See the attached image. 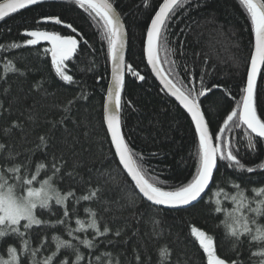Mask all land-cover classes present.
<instances>
[{
	"label": "trees",
	"instance_id": "trees-1",
	"mask_svg": "<svg viewBox=\"0 0 264 264\" xmlns=\"http://www.w3.org/2000/svg\"><path fill=\"white\" fill-rule=\"evenodd\" d=\"M112 2L128 29L126 61L145 77L144 81H140L131 73L126 74L121 112L125 137L134 151L145 157V167L149 169L150 175H158L161 180L167 179L169 185L187 183L198 166V135L194 123L179 104L163 91L145 58L146 28L162 0H148L147 7L144 6L145 0ZM190 4L191 7L185 5L180 9L169 24L167 57L177 62L181 77L186 75L182 70L185 66L194 69L195 73L206 69L205 83L220 85L209 94L211 99L202 104V108L207 110L211 131L218 135L223 120L243 97L250 56L254 51V32L250 18L238 0H190ZM49 15H57L71 22L77 27V33H71L64 25L42 19ZM26 29L71 34L78 39L83 33L89 46L82 44V51L68 62L69 74H73L76 80L74 85H67L56 75L51 64V54L46 52L50 48L48 45L39 44L21 49L9 47L14 42L23 44ZM0 45H3L0 48V76L4 75L2 70L7 60H12L19 68L18 73L7 74V83L0 80V103L3 104L0 109V142L14 144L16 151L26 154L31 149L35 153L32 159L36 163H47L53 153L58 157L63 156L67 161V170L72 169L74 161L78 162L77 171L84 181L90 183L65 180L60 187L66 189L71 186L78 196L87 194L92 185L102 186L103 192L99 201H81L76 205L79 216L72 217L71 227H76V218L87 219L88 213L84 209L92 208L99 210L101 219L107 221L114 231L120 230L122 233L121 237L109 233L113 244L105 241L97 249H85L81 245L82 252L93 261V252L100 256L107 252L118 259L120 264H138L135 259L137 255L146 264H158V252L166 246L172 250L170 264H206L205 254L189 232L191 226H198L215 237L219 255L235 258L233 245L224 236L221 223L224 216L212 210L216 199L215 186H211V192L195 207L165 210L149 206V202L143 201L138 191L133 189V183L126 172L117 163L118 159L113 155L115 149L110 143L103 119L111 80V61L106 55V42L100 40L83 9L75 5L73 0H47L42 5L30 6L0 21ZM165 55L161 48L162 65L168 69ZM257 90L258 113L264 116V70ZM81 93L88 98L77 100L70 120L56 124L65 115V105L80 97ZM17 123L21 127H13L12 135L6 136L3 130ZM248 135L244 127L234 128L230 125L225 130V140L231 139L233 145L239 148L242 163L257 169L253 173L234 172L225 166V162L218 161L217 185L226 191L232 190V182L244 184L251 180L248 186L257 187L262 178L260 173H264V169L257 167L264 164V140L257 144L256 151H252L246 147ZM41 136L48 138L49 147L36 150ZM215 142L219 144V140ZM153 152L159 155L149 157V153ZM101 172L105 173L103 177ZM109 175L115 177V180H109ZM225 179L228 180L227 184L224 183ZM133 200L134 206L131 203ZM225 206L232 207L231 202H225ZM42 218L54 222L57 217L45 214ZM153 219L160 221L156 231ZM161 230L162 234L157 235ZM44 234L71 239L67 232L59 230ZM79 235L85 237L83 233ZM87 238H93L91 230ZM32 239L33 246H37L35 236ZM256 251V247L249 249L245 245L240 258L248 264L249 256ZM0 254H4L3 247H0ZM256 259L255 256L251 257L252 264H255Z\"/></svg>",
	"mask_w": 264,
	"mask_h": 264
},
{
	"label": "snow or ice",
	"instance_id": "snow-or-ice-1",
	"mask_svg": "<svg viewBox=\"0 0 264 264\" xmlns=\"http://www.w3.org/2000/svg\"><path fill=\"white\" fill-rule=\"evenodd\" d=\"M43 2L44 0H3L0 2V21L30 6L42 5ZM238 2L250 18V26L254 32V51L250 56L243 97L223 120V127L219 128L218 135L211 131L207 110L202 108V104L211 99L209 94L220 85L205 83L206 69L195 73L194 69L185 66L182 70L186 75L181 77V69L177 62L167 57L169 24L185 5L191 7L190 0H162L150 20V26L146 28L147 62L159 78L163 89L186 110L198 135V166L193 177L187 183L169 185L167 179L161 180L158 175H150L149 169L145 167V157L134 151L122 130L120 109L126 87V73H131L140 81L145 80V77L131 64L126 63L128 29L125 22L112 0H73V3L86 13V18L98 32L100 40L107 45L106 55L111 59V83L107 89L109 107L103 119L106 122V132L110 134V143L115 148L113 155L118 157L117 163L123 166V171H126L127 176L134 182L133 189L138 190L140 198L149 202V206L186 209L188 206L195 207V204L202 199V194H207L206 190L211 192L210 185L217 188L212 210L224 216L221 221L224 236L231 241L235 258L219 255L215 237L198 226H191L190 236L205 254L206 264H245V260L240 258L245 245L249 249L252 247L257 249L249 256L248 264H252V256L257 258L255 264H264V173H260L262 178L258 181L257 187L248 186L252 183L251 180L244 184L232 182L231 191H226L224 187L217 185L220 167L218 161L225 162V166L233 169L234 172L257 171L256 168L246 167L242 163L240 150L233 145L231 139L225 140V130L230 125L248 130L246 147L252 151H256L257 144L264 140V116L258 113L257 90L258 77L264 70V0H238ZM144 6H148V0H145ZM42 19L54 22L56 25H64L73 34L78 31L77 27L71 22L64 21L60 16L49 15ZM23 35L26 38L23 44L14 42L9 47L21 49L39 45L41 41H48L51 47L46 49V52L51 54V64L55 68L56 75L67 85L76 83L74 75L69 74L68 62L82 51L80 47L82 44L89 46L88 40L83 38V33L80 34V39L76 35H62L55 31L38 29H26ZM0 48H3V45H0ZM161 48L166 54L164 59H168V69L162 66ZM2 72L4 75L0 76V80L7 83V74L18 73L19 68L12 60H7ZM87 98L81 93L80 97L70 100L64 107L63 119L56 124L70 120L73 105L77 100ZM2 108L3 104L0 103V109ZM13 127L19 129L21 125L17 123L5 128L4 134L11 136ZM39 139L40 143L36 145V150L47 149L48 138L41 136ZM216 140H219V144L215 142ZM34 155L31 149L26 154L16 151L14 144L0 142V247L4 248V254H0V264H120L111 253L106 252L100 256L93 252L92 255L95 256L93 261L80 250L81 245L85 249H97L105 241L113 244L109 233L115 237L122 235L120 230L114 231L107 221L101 219L99 210L85 208L88 218H76V227H71L72 217L79 216L76 205L81 201H99L103 187L92 185L88 188L87 194L78 196L73 187L69 186L66 189L60 187L65 180L90 183L84 181L77 171L78 162L74 161L72 169L67 170L65 168L67 161L62 155L58 157L53 153L47 163L34 162L32 159ZM158 155L159 153L155 152L149 153L151 158ZM257 167L264 169V164H259ZM100 175L103 177L105 173L101 172ZM108 179L115 180V177L109 175ZM224 183L227 184L228 180L225 179ZM227 201L231 202L232 207L225 206ZM131 203L135 205L134 200ZM56 206L59 208L57 209ZM45 214L57 218L54 222L45 220L42 218ZM152 222L156 231L160 221L153 219ZM58 226L62 227L58 228ZM57 230L67 232V236L71 239H65L61 235L49 237L44 234ZM90 230L93 238H87ZM81 233L85 234L84 238L79 235ZM161 234L162 230L157 232V235ZM33 236L38 241L35 247ZM158 257V264H170L172 250L165 246L158 252ZM135 259L138 264H146V261L138 255Z\"/></svg>",
	"mask_w": 264,
	"mask_h": 264
},
{
	"label": "water",
	"instance_id": "water-1",
	"mask_svg": "<svg viewBox=\"0 0 264 264\" xmlns=\"http://www.w3.org/2000/svg\"><path fill=\"white\" fill-rule=\"evenodd\" d=\"M44 1H47V0H44ZM3 2V1H2ZM117 9V8H116ZM24 10V9H23ZM21 11V10H20ZM118 11V10H117ZM16 14V13H15ZM12 15H14V14H12ZM11 16V15H10ZM6 19V18H5ZM121 19L123 20V18L121 17ZM124 21V20H123ZM49 22H51V21H49ZM51 23H54V22H51ZM150 26V25H149ZM128 43H129V39H128ZM40 44H46V45H49L50 47H51V44L48 42V41H41L40 42ZM145 49H146V44H145ZM127 54H128V44H127V47H126V50H125V60H127ZM145 58H146V60H147V54H146V50H145ZM110 61H111V59H110ZM126 63H127V61H126ZM148 63V62H147ZM163 66V65H162ZM249 66H250V64H249ZM148 67L150 68V71H152V73H153V75H154V77H155V79H156V81H158V83L160 84V86L162 87V89H163V85L161 84V82H160V80H159V78L155 75V72L152 70V68H151V65L150 64H148ZM127 74V73H126ZM126 78V77H125ZM259 80H260V77H258V82H257V86H258V83H259ZM109 83H111V80H110V82ZM163 91L164 92H166L164 89H163ZM167 93V92H166ZM168 94V93H167ZM169 95V94H168ZM170 96V95H169ZM171 97V96H170ZM171 98H173L174 100H175V98L174 97H171ZM175 102H177L178 104H179V102L178 101H176L175 100ZM104 105H105V108H104V115L106 114V111H107V109H108V104H107V97H106V99H105V103H104ZM180 106V105H179ZM181 108H182V106H180ZM182 110L183 111H185V113H186V110H184L183 108H182ZM121 112H122V106H121V109H120V117H121V121H122V115H121ZM190 117V116H189ZM105 127H106V122H105ZM122 130H123V128H122ZM109 136H110V134H109ZM260 139V138H259ZM113 148H114V145H113ZM115 149V148H114ZM117 159H118V157H117ZM121 167H122V169H123V166L122 165H120ZM126 172V171H125ZM128 178L131 180V178L128 176ZM133 184H134V182H132ZM210 188H211V185H210ZM138 191V190H137ZM206 193L208 194L209 192H208V190H206ZM206 194V195H207ZM205 194H202V199L201 200H203V198L206 196ZM200 200V201H201ZM198 203H196L195 205H197ZM158 207H160V208H163V209H168V208H165V207H163V206H158ZM188 207H191V206H188ZM188 207L186 208V209H188ZM169 210H174V211H177V210H180V209H169Z\"/></svg>",
	"mask_w": 264,
	"mask_h": 264
}]
</instances>
